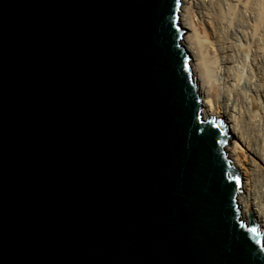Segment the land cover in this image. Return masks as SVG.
Here are the masks:
<instances>
[{"label": "water", "instance_id": "obj_1", "mask_svg": "<svg viewBox=\"0 0 264 264\" xmlns=\"http://www.w3.org/2000/svg\"><path fill=\"white\" fill-rule=\"evenodd\" d=\"M181 4L0 0V264H264Z\"/></svg>", "mask_w": 264, "mask_h": 264}, {"label": "bare ground", "instance_id": "obj_2", "mask_svg": "<svg viewBox=\"0 0 264 264\" xmlns=\"http://www.w3.org/2000/svg\"><path fill=\"white\" fill-rule=\"evenodd\" d=\"M180 22L201 114L227 125L241 218L250 209L264 246V0H182Z\"/></svg>", "mask_w": 264, "mask_h": 264}, {"label": "rangeland", "instance_id": "obj_3", "mask_svg": "<svg viewBox=\"0 0 264 264\" xmlns=\"http://www.w3.org/2000/svg\"><path fill=\"white\" fill-rule=\"evenodd\" d=\"M229 135H230V134H229ZM231 139H232V137L230 136V140H229V143H228V145H230Z\"/></svg>", "mask_w": 264, "mask_h": 264}, {"label": "snow or ice", "instance_id": "obj_4", "mask_svg": "<svg viewBox=\"0 0 264 264\" xmlns=\"http://www.w3.org/2000/svg\"><path fill=\"white\" fill-rule=\"evenodd\" d=\"M252 231H255V229H253Z\"/></svg>", "mask_w": 264, "mask_h": 264}]
</instances>
